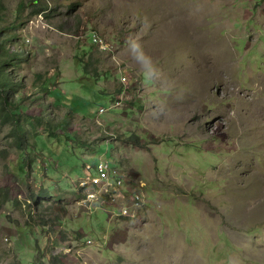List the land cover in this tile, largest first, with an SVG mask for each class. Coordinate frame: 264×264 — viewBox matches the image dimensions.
<instances>
[{
  "label": "rangeland",
  "instance_id": "1",
  "mask_svg": "<svg viewBox=\"0 0 264 264\" xmlns=\"http://www.w3.org/2000/svg\"><path fill=\"white\" fill-rule=\"evenodd\" d=\"M33 1L0 0V264H264V0ZM100 160L145 186L135 219L85 202Z\"/></svg>",
  "mask_w": 264,
  "mask_h": 264
},
{
  "label": "built area",
  "instance_id": "2",
  "mask_svg": "<svg viewBox=\"0 0 264 264\" xmlns=\"http://www.w3.org/2000/svg\"><path fill=\"white\" fill-rule=\"evenodd\" d=\"M91 45L98 53L110 54L113 52L110 44L98 35H93ZM124 86L125 78L121 79ZM121 97L110 104L109 109L100 108L97 115L101 116L111 110L122 107ZM79 188L84 190V200L89 208L100 209L105 212L109 221L117 219H135L145 207V186L131 181L123 172L110 167L109 163L101 160L84 166ZM91 242L87 241L89 245Z\"/></svg>",
  "mask_w": 264,
  "mask_h": 264
},
{
  "label": "trees",
  "instance_id": "3",
  "mask_svg": "<svg viewBox=\"0 0 264 264\" xmlns=\"http://www.w3.org/2000/svg\"><path fill=\"white\" fill-rule=\"evenodd\" d=\"M41 0H35L32 3L35 7L33 14H37L40 11L44 10L40 4ZM13 38H10V33L6 29L4 17L1 15L0 11V118H2L3 122L7 123L8 120L11 119L13 114H10L9 107L12 103L16 102L15 100L12 103L9 102L8 96L14 95L18 98V94L20 92V81L15 80L11 74L8 73L9 70H13L18 63L16 57L20 56L19 54L12 53L10 48V42ZM18 109L23 110V105H18ZM6 118V119H3ZM39 119V118H38ZM39 121H41L39 119ZM47 125L49 127L50 123ZM5 192V193H2ZM10 201L9 192L5 189H0V206L4 203ZM52 261H56L55 258H52Z\"/></svg>",
  "mask_w": 264,
  "mask_h": 264
}]
</instances>
